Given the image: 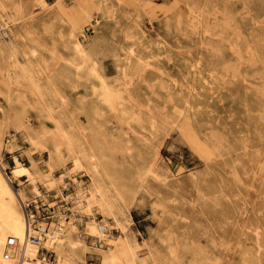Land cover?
<instances>
[{"label":"rangeland","instance_id":"374dc122","mask_svg":"<svg viewBox=\"0 0 264 264\" xmlns=\"http://www.w3.org/2000/svg\"><path fill=\"white\" fill-rule=\"evenodd\" d=\"M3 1L10 9L22 3L32 17L17 23L9 34H3L0 22V75L10 68V41L19 49L20 61L25 60L24 51L31 52L35 67L39 57L47 61L52 82L42 71L38 74L47 100L62 112L57 115L63 126L75 130V140L89 150L93 147L124 197L127 235L137 239L140 264H264V0H107L101 5L87 0L99 23L85 16L83 0H47L55 4L51 12L40 11L35 0ZM109 7L115 12L112 18L105 12ZM71 34L85 40L87 60L96 61L112 78L117 77L129 36L139 38L134 45L137 54L152 49L162 70L149 69L144 78L135 75L132 96L144 111L152 108L159 121L170 122V128L143 148L139 134L113 112L97 111L98 100L89 98L86 83L75 86L68 73L69 62L81 61ZM0 78V108H5L3 115L0 110L3 180L23 195L25 203L37 200L29 204L31 212L34 203L57 208L63 195L71 198L77 182L89 186V177L74 168L62 170V161L54 156L53 176L65 173V182L54 181L48 191L39 183L43 195L36 197L27 177L14 175V155L27 166L35 161L36 167H43L48 161L46 153L41 155L26 138L20 116L27 114L30 130L47 131L45 145L51 150L54 124L30 87L24 92L27 100L16 91L9 98ZM21 82L29 86L24 78ZM56 91L65 97V105ZM154 143L162 163L158 161L155 174L141 183L137 178L149 168ZM62 187L67 189L62 192ZM22 205L20 210L28 214ZM67 206L74 212L72 219L81 222L75 220L85 243L78 263L101 264L104 247L86 229L88 218L76 211L73 201ZM96 218L106 219L112 233L120 234L113 230L115 221L106 209H98ZM244 219L250 220L240 228ZM255 230L262 248L254 243ZM55 257L51 262H58Z\"/></svg>","mask_w":264,"mask_h":264},{"label":"bare ground","instance_id":"6f19581e","mask_svg":"<svg viewBox=\"0 0 264 264\" xmlns=\"http://www.w3.org/2000/svg\"><path fill=\"white\" fill-rule=\"evenodd\" d=\"M83 1L84 3L81 4V7L85 16L99 23V17L91 10L93 7H90L89 2L101 5L107 0ZM35 2H37L36 5L42 12H51L55 10L53 9L55 4H49L47 0H35ZM105 12L111 18L115 16L114 9H111V7L107 8ZM31 14L32 12L28 11L22 3L10 9L3 0H0V22L3 28V34L11 33L12 27L17 23L21 24L25 18L32 17ZM70 38L73 39L72 43L81 61L78 63H68L66 61L70 66L68 73L71 75L70 78L75 86H81L83 82L86 83L85 89L89 98L98 100V102H94L97 111L113 112L119 122L125 124L128 130L139 134L142 138L143 148L151 144L162 131L170 128V122L165 123L159 121V117L154 114L152 108L148 107L146 111H144L140 106H137L132 96L130 86L135 75L144 78L145 72L149 69H154V71L162 70L160 61L157 58H153V55L156 53L153 52L152 49L147 47L150 51L146 52V55L142 53L140 55L137 54L134 45L139 38L136 36H129L130 42L128 41L127 47L121 50V63L117 66V77L112 78L104 69L100 68L96 61L87 60L88 55L83 44L85 41L84 39L81 40L80 37L73 36L72 34ZM8 43L11 64L10 68L3 71L0 75V77L3 78V84L6 87L8 97L10 98L13 91H16L18 93L17 97L26 99L24 92L30 87V90H33L34 96L46 110L47 119H50L54 124L51 150L45 145L47 131L43 129L30 130L27 114L20 116V127H24L26 130V138L41 155L46 153L48 161H45V166L43 167H36L35 164L38 165V163L35 161L30 162V166H27L18 156L14 155L16 163L14 175L17 178L27 177V180L32 186V192L36 197L43 195L39 188V183L44 184V186L48 188L46 189L48 191L54 188V181H57L58 184L65 182V173L60 174L56 179L53 176L54 167L51 160L54 156L62 161V170L71 172L74 168L88 176V181H90L89 186L77 182L76 190L73 192L71 198H64V195L61 198L68 203L73 201V204L77 207L76 211L88 218L85 221L86 229L91 232L93 236L100 237L101 240L104 238V242L102 243L104 248H102L101 264H140L141 258L138 251L135 249L137 239L135 237L130 239L127 235L129 222L126 220L123 207L121 206L122 203H126L124 197L116 188L109 176L110 174L108 175L98 155L94 152L93 147L90 146L89 150L84 147L82 142L75 140L74 137L76 136L73 137L71 134V132L74 133L75 130L71 128H69V130L63 126L62 117L60 116L62 112L56 110V107H53L47 100V93L45 88L42 87V83L39 82L40 77H38L39 71H42L43 74L48 77V82H52L48 74L49 65L47 61L39 57V63L35 67L29 58L31 52L28 51L23 52L25 60L20 61L17 57L19 49L13 45L11 41ZM33 51L32 49V52ZM150 52L153 53L151 54ZM33 53L35 56V51ZM22 78L26 80L29 86L23 87L21 82ZM21 88H26V90H22ZM192 90H194L193 87ZM56 96L60 99L61 104L65 105V97L58 92ZM186 105L191 108L188 100H186ZM0 110L3 115L5 108L1 106ZM110 116L113 117V115ZM78 134L82 135L84 138L86 137L85 132ZM155 144L156 143H154L153 154L148 156L147 159L149 165L147 172L145 175H141L137 178L141 183H145L147 181V176L152 173L155 174L156 166H160L158 161L161 162L159 155L161 151L158 150V145ZM8 148L10 152L13 153V149H15L13 141L9 140ZM262 170L263 169L258 170L259 175ZM172 174L173 173H170L169 176ZM173 178L176 177L174 176L172 179ZM255 194L256 197L259 196L257 193ZM21 202L24 206H29V204L32 203H25L23 195L15 194L11 191L0 173V264H61V262L66 264H79L80 256L78 253L85 248V243L81 231L77 229L75 225L76 219H72L74 212L71 208L69 207L71 212L68 213L66 216L67 218H64V213L57 207L53 210L56 219L50 216L38 219L27 206L26 209L29 213L24 214L19 207ZM33 202H37V200ZM51 204L45 205L50 206ZM34 205L36 206V203H34ZM98 209L101 212L102 209L108 211V214L115 221V229L113 230L118 229L120 231L119 235L116 236L112 233V229H110L111 225L106 219L102 221L97 220L96 212ZM242 209H244V207ZM61 216H63L62 218L64 219L60 218ZM249 220L250 219H246L244 222L240 223V228L244 227L245 222ZM76 222L81 223L78 220H76ZM257 225L256 228L259 229L260 227L258 228ZM254 233L255 242L252 241L257 244V246H260L259 239L261 236L256 230ZM31 235L40 236L39 242H33L31 240ZM9 236H13L15 242L7 245L6 242ZM141 245L142 244L139 246ZM262 247H264V245H262ZM262 247L260 246V248ZM5 248L10 250L8 251L10 255L8 258L3 257ZM41 249L43 253L39 254ZM49 251H53V253L56 254L55 258H57V263L51 262L50 258L47 257ZM169 252L174 255V251L170 250ZM80 264H85V262L82 261Z\"/></svg>","mask_w":264,"mask_h":264},{"label":"built area","instance_id":"2783aa9c","mask_svg":"<svg viewBox=\"0 0 264 264\" xmlns=\"http://www.w3.org/2000/svg\"><path fill=\"white\" fill-rule=\"evenodd\" d=\"M68 187L69 186H67V188ZM67 188L62 187V191H64ZM31 204H33V202ZM67 204H68V202L65 201L64 199L61 198L59 200L58 208L64 213V218H67L66 216L68 215V213L71 212V210H70L69 206H67ZM54 205L55 204L50 205V206H47V205H45L43 203H39L38 206H35L34 205V207L31 208V210L34 209L32 213L35 214L37 218L38 217H40V218H46L47 216H50L51 218L56 219V216L53 214V210H55ZM26 206L29 207L28 205H26ZM62 217L63 216H61L60 218H62ZM64 218H62V219H64ZM14 239L15 238L13 236H9L8 239H7L6 244L7 245L13 244L15 242ZM31 240L33 242H36L37 243L40 240V236H38V235H31ZM103 242H104V238H103V240H101L100 237H96L95 238V243L96 244H102ZM8 251H10V250L7 249V248L4 249V251H3V257L4 258H8L10 256ZM47 257L50 258V259L51 258L53 259L54 258L53 251H49L48 254H47Z\"/></svg>","mask_w":264,"mask_h":264},{"label":"crops","instance_id":"0c3cea01","mask_svg":"<svg viewBox=\"0 0 264 264\" xmlns=\"http://www.w3.org/2000/svg\"><path fill=\"white\" fill-rule=\"evenodd\" d=\"M49 199H50V200H54L52 194L50 195ZM58 200H59V199H57V200H55V201H58Z\"/></svg>","mask_w":264,"mask_h":264}]
</instances>
